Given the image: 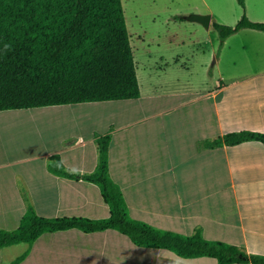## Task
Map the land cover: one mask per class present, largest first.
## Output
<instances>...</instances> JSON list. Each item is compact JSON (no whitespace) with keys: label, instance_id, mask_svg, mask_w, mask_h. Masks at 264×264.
Segmentation results:
<instances>
[{"label":"crops","instance_id":"crops-1","mask_svg":"<svg viewBox=\"0 0 264 264\" xmlns=\"http://www.w3.org/2000/svg\"><path fill=\"white\" fill-rule=\"evenodd\" d=\"M249 2L244 0L247 19L264 23V0L251 1L254 12ZM212 23L223 22L210 16ZM217 47L215 70L205 81L148 90V100L160 103L111 124L109 176L131 218L185 236L198 229L206 240L264 256V143L203 146L226 134H264V32L241 29ZM35 109L0 111V229H16L28 205L45 218H107L109 207L96 185L47 170L57 151L8 153L14 146L7 142L6 121ZM58 152L69 172L88 174L97 166L95 137ZM15 247L0 248V264H217L209 257L137 247L112 229L43 233L31 246Z\"/></svg>","mask_w":264,"mask_h":264},{"label":"trees","instance_id":"trees-1","mask_svg":"<svg viewBox=\"0 0 264 264\" xmlns=\"http://www.w3.org/2000/svg\"><path fill=\"white\" fill-rule=\"evenodd\" d=\"M244 10V0H236ZM219 46L241 29L264 32V23L245 13L232 27L212 23ZM139 83L121 0H0V111L135 100ZM109 133L95 137L98 162L93 172L67 171L58 155L47 170L58 177L96 185L109 207L105 219L45 218L27 206L18 227L0 229V248L31 246L43 233L107 229L127 236L137 247L168 250L180 258L209 257L217 264H264V256L240 247L209 241L200 230L185 236L156 229L128 214L119 186L108 169ZM247 141L264 143V134L239 132L206 141L214 149ZM27 251L14 263L22 261Z\"/></svg>","mask_w":264,"mask_h":264},{"label":"rangeland","instance_id":"rangeland-1","mask_svg":"<svg viewBox=\"0 0 264 264\" xmlns=\"http://www.w3.org/2000/svg\"><path fill=\"white\" fill-rule=\"evenodd\" d=\"M251 1L249 7L254 12ZM121 3L141 99L44 107L10 118L6 121V136L14 147L7 149L8 153L60 154L58 151L69 143L106 133L112 129L111 124L117 125L116 119L128 121L129 117L143 113V106L148 103H160V99L148 100V90L205 81L215 70L212 51L218 48L219 35L212 26L205 29L187 17L210 15L213 20L223 22L219 24L232 27L245 12L236 0H121Z\"/></svg>","mask_w":264,"mask_h":264},{"label":"water","instance_id":"water-1","mask_svg":"<svg viewBox=\"0 0 264 264\" xmlns=\"http://www.w3.org/2000/svg\"><path fill=\"white\" fill-rule=\"evenodd\" d=\"M187 20L200 23L205 29L209 27L210 15L191 14Z\"/></svg>","mask_w":264,"mask_h":264}]
</instances>
